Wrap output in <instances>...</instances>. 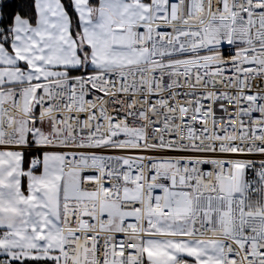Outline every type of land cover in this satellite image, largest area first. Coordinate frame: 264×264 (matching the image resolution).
Listing matches in <instances>:
<instances>
[{
    "label": "snow or ice",
    "instance_id": "snow-or-ice-1",
    "mask_svg": "<svg viewBox=\"0 0 264 264\" xmlns=\"http://www.w3.org/2000/svg\"><path fill=\"white\" fill-rule=\"evenodd\" d=\"M0 264H264V0H0Z\"/></svg>",
    "mask_w": 264,
    "mask_h": 264
}]
</instances>
